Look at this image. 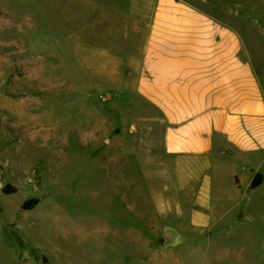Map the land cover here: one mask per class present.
Instances as JSON below:
<instances>
[{"label": "rangeland", "instance_id": "374dc122", "mask_svg": "<svg viewBox=\"0 0 264 264\" xmlns=\"http://www.w3.org/2000/svg\"><path fill=\"white\" fill-rule=\"evenodd\" d=\"M191 1L241 29L264 91V0ZM151 2L0 0V264H264V186L229 179L228 232L177 225L185 242L164 246L177 220L157 206L178 198L165 125L129 62Z\"/></svg>", "mask_w": 264, "mask_h": 264}, {"label": "crops", "instance_id": "0c3cea01", "mask_svg": "<svg viewBox=\"0 0 264 264\" xmlns=\"http://www.w3.org/2000/svg\"><path fill=\"white\" fill-rule=\"evenodd\" d=\"M151 3L144 9L149 24L141 53L129 62L134 92L161 113L165 125L169 186L178 198L157 211L173 210L176 227L197 237L212 229L225 233L234 221L223 220L239 205L219 213L226 181L230 188L239 181L254 189L264 163V91L257 68L244 53L238 26L191 0ZM239 163L250 165L251 174ZM262 186L264 175L256 188ZM226 252L210 249L209 256L224 261Z\"/></svg>", "mask_w": 264, "mask_h": 264}, {"label": "water", "instance_id": "95a60500", "mask_svg": "<svg viewBox=\"0 0 264 264\" xmlns=\"http://www.w3.org/2000/svg\"><path fill=\"white\" fill-rule=\"evenodd\" d=\"M244 9L245 8L242 4L236 5L237 14H240L241 12H243ZM1 212H3L2 207H1ZM163 231H164L163 232V243H164V246L167 248L176 247L177 245H180L186 240L185 235L181 233V231L174 225H165Z\"/></svg>", "mask_w": 264, "mask_h": 264}, {"label": "trees", "instance_id": "16d2710c", "mask_svg": "<svg viewBox=\"0 0 264 264\" xmlns=\"http://www.w3.org/2000/svg\"><path fill=\"white\" fill-rule=\"evenodd\" d=\"M262 181H263V174H261V173H257V174L255 175L253 181H252V184H251V185H252V188H256V187H258V186L262 183ZM37 200H38V199L31 200L30 202H28V203L25 205V207L28 208L29 205H31V204L37 202Z\"/></svg>", "mask_w": 264, "mask_h": 264}]
</instances>
